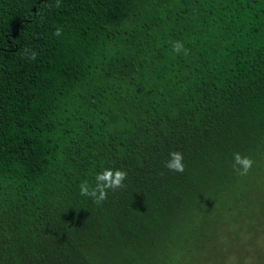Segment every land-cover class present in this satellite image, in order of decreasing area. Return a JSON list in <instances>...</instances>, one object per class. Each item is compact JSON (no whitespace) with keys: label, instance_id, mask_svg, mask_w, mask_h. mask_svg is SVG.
<instances>
[{"label":"trees","instance_id":"obj_1","mask_svg":"<svg viewBox=\"0 0 264 264\" xmlns=\"http://www.w3.org/2000/svg\"><path fill=\"white\" fill-rule=\"evenodd\" d=\"M262 172L264 0H0V264H180Z\"/></svg>","mask_w":264,"mask_h":264},{"label":"rangeland","instance_id":"obj_2","mask_svg":"<svg viewBox=\"0 0 264 264\" xmlns=\"http://www.w3.org/2000/svg\"><path fill=\"white\" fill-rule=\"evenodd\" d=\"M247 183L255 187L245 190L238 201L230 193L216 202L206 234L186 240L180 264H264V172Z\"/></svg>","mask_w":264,"mask_h":264},{"label":"clouds","instance_id":"obj_3","mask_svg":"<svg viewBox=\"0 0 264 264\" xmlns=\"http://www.w3.org/2000/svg\"><path fill=\"white\" fill-rule=\"evenodd\" d=\"M54 34L59 36L61 34V30L58 28ZM173 50L179 53L181 50H183V44L179 41L175 42L173 45ZM35 57L36 53L31 52L29 58L35 59ZM169 155L170 159L165 163V167L170 171L182 173L185 167L183 163V154L173 151ZM233 160V167L237 170L238 174L241 176L247 175L252 167L253 161L249 157L241 156L240 153H234ZM126 178V171L119 169H105L102 173H98L96 175V186L94 188H90L87 182H84L80 185V193L83 196L93 197L95 203L99 204L107 199L108 190H115L124 187L123 182L126 180Z\"/></svg>","mask_w":264,"mask_h":264}]
</instances>
